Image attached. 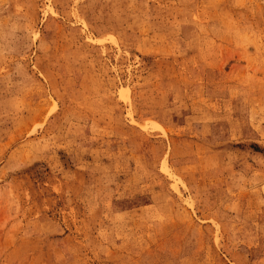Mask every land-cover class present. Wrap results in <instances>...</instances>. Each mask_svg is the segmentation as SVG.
I'll use <instances>...</instances> for the list:
<instances>
[{"label": "rangeland", "instance_id": "374dc122", "mask_svg": "<svg viewBox=\"0 0 264 264\" xmlns=\"http://www.w3.org/2000/svg\"><path fill=\"white\" fill-rule=\"evenodd\" d=\"M0 264H264V0H0Z\"/></svg>", "mask_w": 264, "mask_h": 264}]
</instances>
